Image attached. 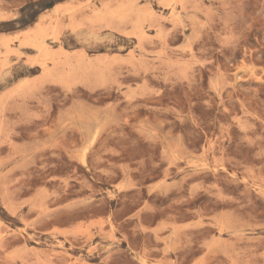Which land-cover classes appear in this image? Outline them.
<instances>
[{"label": "rangeland", "instance_id": "obj_1", "mask_svg": "<svg viewBox=\"0 0 264 264\" xmlns=\"http://www.w3.org/2000/svg\"><path fill=\"white\" fill-rule=\"evenodd\" d=\"M0 264H264V0H0Z\"/></svg>", "mask_w": 264, "mask_h": 264}, {"label": "bare ground", "instance_id": "obj_2", "mask_svg": "<svg viewBox=\"0 0 264 264\" xmlns=\"http://www.w3.org/2000/svg\"><path fill=\"white\" fill-rule=\"evenodd\" d=\"M96 34V33H95ZM89 35H90V33H89ZM94 35V34H93ZM108 39V38H107ZM94 40H96V38H94ZM100 40V39H99ZM4 61V60H3Z\"/></svg>", "mask_w": 264, "mask_h": 264}]
</instances>
